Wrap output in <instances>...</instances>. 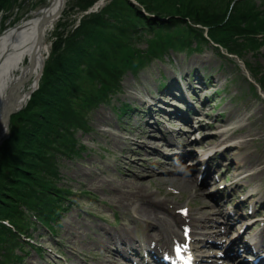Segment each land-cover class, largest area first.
Segmentation results:
<instances>
[{"label": "rangeland", "instance_id": "1", "mask_svg": "<svg viewBox=\"0 0 264 264\" xmlns=\"http://www.w3.org/2000/svg\"><path fill=\"white\" fill-rule=\"evenodd\" d=\"M89 1L90 0H78L77 3L78 5L81 3L84 8ZM68 3L72 5L75 4L72 0H69ZM48 4L49 0L26 1L21 9L3 24L4 29H0V34L8 28L16 26L22 20L29 18L34 12L45 8ZM181 5H185L186 8L188 6L191 7L192 10L186 13L185 16L188 14L193 19H199L200 21L197 22L196 25L198 27L200 26L205 33L208 32L210 34L211 27L207 18H213L212 15H215L216 18H221L223 16L228 17L233 20V24L235 25L241 20L240 27L242 29L246 27L247 23L258 28L256 23L259 22L258 24H260V19H264V0H192L191 4H179V6ZM192 5H197L199 7L195 9ZM67 9L68 8H66V10ZM124 10L127 11L126 6L123 8V11H121L120 18L125 16ZM164 13L169 15L170 18L173 17L170 15L172 13L169 11L165 12L164 10ZM218 13L219 16H217ZM242 13L245 16H242ZM106 14V12L103 13V20L107 19ZM76 16L72 19H76ZM179 16L181 17V15ZM222 22L223 20L221 18L219 23L221 24ZM88 23H90L92 27L89 33L90 37L88 35L90 41L87 47L93 51L94 48L97 49L96 39L98 37L106 43L103 36L108 33V31H106L108 29V23L107 21L98 22L95 20ZM223 24L224 23L221 25ZM75 28L76 27L68 26L66 29L71 35ZM234 32H238L241 38L239 42L245 38V45H240V43L234 45L228 40V46L238 50L245 60L263 69L264 38L259 40L263 45L260 50L259 47L253 45L255 41L253 34L244 36L242 30H234ZM215 39L224 42V38L222 37ZM52 40V32H50L47 35V42L50 46L48 53H50L52 48ZM76 40L77 46H74L71 51L68 50L65 56L70 58L74 55L77 60H82L83 52L81 46L86 44L88 40L84 32L80 33ZM252 51H255V53H251ZM68 59L62 58V65L58 67L60 68L59 70H61V68L64 70L63 84H67L65 90L70 92L68 85L73 82L78 84L82 83L86 93L94 90L93 87L89 85L88 80L80 76L78 77L75 73H70L69 70H67ZM61 62L58 61L57 63L59 64ZM197 65L205 69L206 74L213 73L218 78L216 86L205 90L201 94L204 96L202 98L214 96L213 103H211V101L206 103L208 107L206 112L210 115L209 122H213L216 117L219 118V122L218 130L213 131V129L206 128L204 131L197 133L203 140L196 144L200 146H196V148L205 151L212 145L221 142L224 136V133L220 129L221 121L233 120L238 117L239 121L236 125H245V130L243 131L237 128V130L233 131L232 137L238 139L240 142H238V145H234L235 147L232 149L231 153L232 158L236 161L235 164H240L242 168L239 172L241 175L238 179L232 178L238 174L234 168L229 172V184L239 181L244 185V188L250 186V188L257 193L256 197L250 200V204H253L255 200L264 202V99L255 96L252 90L249 89L248 83L243 80L244 74L247 75L243 67L242 70L241 68H237L230 60L222 58L221 56L219 57L212 49L206 50L201 54H173L170 57H166L164 61H154L136 77L127 75L124 80L125 87L122 89L120 95L115 97L111 104L100 106L91 113L89 116L88 129L79 132L78 137L82 142L88 144L89 148L97 150L95 156V151H93V153L89 155L86 152L81 158L73 160L65 158L61 160V184L72 188L69 198L74 204L68 213L65 212L66 216L61 218V220L63 219L62 227L58 228V237L54 239L53 236L48 233L49 231L47 228H40L38 232H45V234L49 235L45 238H39L41 242H38L46 247L43 248L45 249V253H43L41 257L35 250L36 253L30 251L29 254L25 253L23 260L16 264H53V260L56 259V254H54L53 251L59 250L60 246L63 251L71 247L72 250L70 251L77 254V256L71 253L67 254L71 256V260L76 259L79 263H83L82 258L85 257L88 263L99 264L101 262V256L95 254L96 251H99V246H96L95 242L98 240V234L101 232L98 228L99 223H97V221H101V219L93 215L92 212L94 214L99 212H118L121 215L132 218L130 229V234L132 235L143 234L145 227H154L152 231L156 233L157 230L155 227L166 228L167 225L173 221L171 216L165 215L163 211H158L162 202L171 205V213H174L178 206L191 207V212L194 217L200 220L202 225H206L202 227L205 228L203 231L207 232L211 230V225L216 223L218 217L215 215L216 209L211 206L212 202L209 199V193L211 189L218 188V185L214 186L213 178L215 174H220V167H217L215 172L212 173L210 185L204 186L201 191H197V188H194L196 185L192 183L191 178L183 179L174 176L159 179L161 176L167 174L163 172L159 173L158 170H175L176 168V171L180 170L183 172V169L188 165H182L180 163H178L177 167L171 164L162 165L163 161L166 159L161 158V153H155L153 150L152 153H150L148 147L143 145L145 142L155 146L162 144V142L156 141L154 143L152 140L151 142L149 138L146 137L147 134L144 133L143 129L138 127V123L140 122L139 114L141 112L136 114L129 123H126L129 117L135 113L133 110L136 106L147 110V105L136 99L137 95H149L151 93L152 96L159 97L162 90L165 89L164 85L161 86V83L166 84V80L168 83L167 74L171 72L175 73L178 78L182 77V82L184 83V81L188 79L187 72H194ZM75 66L77 67V65ZM81 67L83 66L81 65ZM208 78L209 76H207V79ZM189 79L187 82H189ZM218 89L220 91L215 94V91ZM74 93L73 97L75 101H77V95H79L78 91L76 90ZM50 97L51 96H49V98ZM164 97L170 100L169 97ZM194 98L197 99L195 96ZM153 101L156 100L153 99ZM123 102L129 103L132 106L133 112L131 111L127 117L118 119L116 109L113 105L119 106ZM76 106V103H74V107ZM219 113L223 115L220 114L221 116L219 117ZM201 118H206L205 114L204 117ZM19 119H21L20 112L11 117L9 134H11L12 129L15 127L13 121ZM161 119L166 120L164 117ZM122 123L123 125L121 127ZM145 127L146 126H143V128ZM215 132H218L220 137H215L213 135ZM229 132L231 133L232 131ZM221 133H223V136H221ZM178 134L182 135V132L176 133V135ZM180 141L182 144H185L186 138L182 136ZM225 143H227V141ZM219 154L220 152H218V155ZM18 156L24 155L18 153ZM3 159V157H0L1 163H3ZM217 160H219V157H217ZM171 163L173 164L174 160H171ZM134 173L148 175L138 178L134 176ZM176 174L180 175L179 172ZM222 179V182H226L225 174L222 175ZM132 180H136L137 183L141 182L143 188L137 184L129 186L128 184H130ZM166 180L168 181L167 183H165ZM181 180L183 182L185 180V183L181 182ZM232 187L235 186L233 185ZM232 187L226 190L229 195L226 199L229 203L228 205L231 207L235 206L240 200L238 195L233 196ZM242 189L243 188H238V191ZM86 191L87 193H85ZM259 204L260 203H257V206ZM125 205H128L127 209H123ZM115 206L122 210L115 208ZM131 207L133 209H131ZM133 215H136V217L133 218ZM57 224L58 223H55V225ZM172 226L173 225L167 228L170 229ZM179 230L180 226L177 227L176 232L178 233ZM38 232L35 233V239L32 240L34 243L37 242L36 238L38 237ZM46 240L50 241L49 244ZM55 246L59 247L56 248ZM9 248L12 251L10 246ZM11 251H9V255ZM57 260H59V258H57Z\"/></svg>", "mask_w": 264, "mask_h": 264}, {"label": "trees", "instance_id": "2", "mask_svg": "<svg viewBox=\"0 0 264 264\" xmlns=\"http://www.w3.org/2000/svg\"><path fill=\"white\" fill-rule=\"evenodd\" d=\"M17 1L0 0V11L9 10ZM93 1L90 0L84 9ZM140 1L151 14L158 17L169 16L164 13L165 10V12L172 13L170 15L173 17L169 21H163L151 15H145L126 0H111L103 8L102 13L93 15L87 20L84 19L82 27L74 35L63 38L64 30L56 33L58 39L47 63L42 88L33 95L28 108L20 113L21 119L13 121L15 127L12 129L11 138L0 150V157L4 158L3 163L0 161V220L9 219L16 229L15 231L0 222V245L2 244L7 251L9 243L12 251L20 243L17 239L19 231H24L33 224L30 211L36 214L53 212L57 208V199L64 197L63 192L66 191L57 186V163L55 170L53 160L55 154L52 150L54 145L61 141L62 132L76 124L75 117L86 118L87 110L99 100L109 101L111 95L119 89V81L124 71L129 67L136 68L137 64H142L143 57L149 54V48L143 52L133 45L131 49L129 39L140 38L145 33L152 34L151 39L156 40H164L167 36L173 35L183 38L190 32L189 21L185 19L189 15L185 16V14L192 8L189 6L186 8L185 5L179 6V4H191L192 0ZM80 5L78 6L80 7ZM125 6L127 7V11L124 10L125 16L120 18L121 11ZM192 6L195 9L199 7ZM105 12L107 19L103 20ZM177 15H181V17L176 18ZM242 16L245 15L242 13ZM212 17H206L211 27V35L213 38H224L223 43L226 46H228V40L234 45L240 43V36L234 30H242L244 34L255 31L264 32V19H260V24L256 23L258 28L247 23L246 27L242 29L240 27L241 20L235 25L231 19L224 22L223 16L221 17L222 23L225 24L221 25L222 23H219L221 18H216L215 15ZM189 18L194 22L200 21L190 16ZM92 20L107 21L108 23L106 30L108 33L103 36L106 43L98 37L96 39L97 49L94 48L93 51L87 47L92 27L88 22H92ZM82 32L85 33L88 40L81 46L82 60H77L74 55L70 58L66 57V52L77 46L76 39ZM111 48H116L119 51L117 54L114 53L115 61L108 53ZM155 49L162 48L156 46L155 41H152L151 50ZM95 53L100 57H96ZM62 58H69L67 70L70 73L73 72L78 77L89 80L94 89L85 93V96L82 99L79 98L78 102L71 98L72 92L65 90L67 84H63L64 70L58 68L59 65H62ZM95 59L103 63L101 69L95 65ZM58 61L61 63L58 64ZM86 64L87 68L81 67ZM73 84L75 83H70L69 88ZM49 96L51 97L49 98ZM74 103L78 104L79 108H74ZM55 126H59L56 132L46 133ZM43 133L46 134L42 137ZM18 153H22L24 156H18Z\"/></svg>", "mask_w": 264, "mask_h": 264}, {"label": "bare ground", "instance_id": "3", "mask_svg": "<svg viewBox=\"0 0 264 264\" xmlns=\"http://www.w3.org/2000/svg\"><path fill=\"white\" fill-rule=\"evenodd\" d=\"M62 1L49 0L45 8L34 12L29 18L0 34V145L9 135L10 112L19 108L23 99H26L27 94L31 93L39 82L46 54L50 50L47 35L55 28L58 18L53 16L62 5ZM128 2L148 15L149 11L138 0ZM166 38L172 41V36ZM13 98L14 107L11 102ZM227 146L233 147L232 144ZM187 178H191L192 183L196 184L197 179L194 176L188 175L184 179ZM167 182L166 180L165 183Z\"/></svg>", "mask_w": 264, "mask_h": 264}, {"label": "water", "instance_id": "4", "mask_svg": "<svg viewBox=\"0 0 264 264\" xmlns=\"http://www.w3.org/2000/svg\"><path fill=\"white\" fill-rule=\"evenodd\" d=\"M65 1H66V0H64L63 4L65 3ZM62 9H63V7L59 10V12H61ZM13 95H14V94H13ZM11 102H12V105H13V107H14V106H15V99L13 98ZM14 111H15V110L13 109L10 113H12V112H14ZM8 120H9V117H8Z\"/></svg>", "mask_w": 264, "mask_h": 264}]
</instances>
